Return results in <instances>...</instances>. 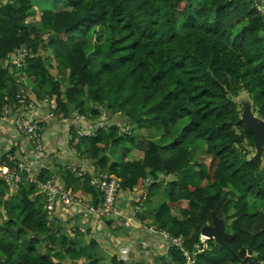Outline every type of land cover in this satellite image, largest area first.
Returning a JSON list of instances; mask_svg holds the SVG:
<instances>
[{
  "label": "trees",
  "instance_id": "1",
  "mask_svg": "<svg viewBox=\"0 0 264 264\" xmlns=\"http://www.w3.org/2000/svg\"><path fill=\"white\" fill-rule=\"evenodd\" d=\"M2 1L0 111L19 90L5 58L32 49L24 69L38 97L56 101L59 117L105 116L108 126L86 139L97 170L118 177L124 191L167 181L155 230L162 239L163 231L181 237L190 256L168 246L154 264H264V152L261 163L254 160V136L237 102L247 93L264 121V0H39L41 10L33 0ZM160 133L172 141L158 144ZM120 147L119 157L107 155ZM48 172L39 179L54 175ZM84 183L100 205L102 194L89 177ZM37 191L30 183L10 191L0 264H103L97 240L77 245L66 228L48 226ZM214 217L232 236L225 245L202 240ZM99 222L112 233L125 227L122 218Z\"/></svg>",
  "mask_w": 264,
  "mask_h": 264
},
{
  "label": "crops",
  "instance_id": "2",
  "mask_svg": "<svg viewBox=\"0 0 264 264\" xmlns=\"http://www.w3.org/2000/svg\"><path fill=\"white\" fill-rule=\"evenodd\" d=\"M23 70L18 71L16 74L20 78L19 84L17 83L19 90L24 88L28 91L31 99H35L40 103L37 107L33 108L31 115L36 118L45 117L49 112V108L44 103V99L38 97L34 83L28 78L25 69ZM19 90H17V93ZM9 97L10 94L5 92V98L9 99ZM9 105L6 103L4 106L11 109L17 108L15 101L12 105ZM3 110L0 111V114ZM76 129L77 124L75 123L73 127H68L60 121L48 120L44 124L42 133L46 152L43 156L38 157L27 138L22 136L13 124L0 120V166L4 165L7 168H14L16 163L25 162L32 167L31 177H37L42 171L47 170L50 175L54 174V177L57 178L62 187L70 189L78 198H82L87 203L96 206L94 204L95 200L92 198L93 196L90 193H86L84 179L78 178L71 169L74 167L78 168L86 171L90 176L102 173L103 171L96 169L95 162L88 152L87 145H84L83 141L87 137L81 142L72 143L71 138L73 137V131H76ZM120 151L121 149L118 148L115 155H111L109 150L107 155L113 156V159L120 156L118 153ZM68 172L71 173L69 174ZM151 181L154 180L148 181L145 187H143L144 189H135L133 191L121 190L119 192L118 208H120L124 216V224L127 222L130 213L133 210H137V221L129 222V225L125 224V227L120 231L112 233V231H108L105 227H98L103 224H100L99 221L96 222L79 207L58 209L54 220L49 222L48 226L50 228H57L56 231L66 228L69 236L76 241L77 245H89L93 239L97 240L101 246L97 258L101 259L103 264H112L111 260L115 255L120 260H126V264H154L158 256H166L170 244L162 234L164 240L162 237H159L160 232L156 231L154 226L155 208L167 202L159 203L161 196L159 187H167V181H154L153 184H151ZM26 183L27 185L29 184L27 181ZM154 184H156L155 189L158 194L154 198H148V190ZM148 185H150L149 188H147ZM95 190L98 191L97 188ZM165 194L168 200V192L166 190ZM11 197L10 191L5 192L0 186V228L3 226L2 223L6 221L5 215L8 217L5 203ZM154 200L157 201L154 202ZM101 228L103 231H100ZM103 232L105 235H103ZM202 240H207V237L203 234ZM127 245H130L131 248L120 250V248ZM78 263H81V261Z\"/></svg>",
  "mask_w": 264,
  "mask_h": 264
},
{
  "label": "built area",
  "instance_id": "3",
  "mask_svg": "<svg viewBox=\"0 0 264 264\" xmlns=\"http://www.w3.org/2000/svg\"><path fill=\"white\" fill-rule=\"evenodd\" d=\"M3 6L4 3L2 1L0 2V10ZM258 9L264 13L263 7L259 6ZM33 56L32 49L22 47L5 58L4 68L9 70L12 74H16V71L23 70L26 67L27 61ZM17 79V83L19 84L20 78L17 77ZM15 102L17 108H5L0 114V120L13 124L17 131L27 138L38 157L43 156L46 152L42 140V133L44 130V124L48 120L60 121L68 127H73L74 123L77 124V134L82 138L93 136L98 130L105 129L106 126H108V123L103 119L105 116L101 119L91 120L76 111L68 117H59L56 112V101L48 99L47 97L44 98V103L47 104V107L49 108L47 116L36 118L31 115V111L40 103L35 99H31L28 91L24 88H21L16 94ZM121 130L122 132H127L128 128L122 127ZM72 139L73 138H71V140ZM31 169L32 167L25 162L16 163L14 168H7L2 165L0 166V182L4 183L10 191H18L26 181L36 186L39 193L45 198L44 210L47 213L49 221L54 220L58 209L75 207L82 208L85 213L96 222L111 217L124 218L120 208H118V196L122 189L121 180L118 177L108 172H102L90 176L86 171L78 168L74 167L71 169L78 178L84 179L89 177L90 185L97 188L102 194L101 204L99 206H94L87 203L82 198L76 197L70 189L62 187L54 175L49 179L42 181L39 179V175L37 177H31ZM136 212L137 210H133L130 213L127 222H125L126 225H129V222L137 221ZM5 219H7L6 215ZM162 234L170 245L178 247L184 255L189 258L190 254L184 249V240L181 237L174 238L164 231ZM198 247L199 246L196 248ZM203 247L205 248L204 245ZM189 262L190 264H194V261Z\"/></svg>",
  "mask_w": 264,
  "mask_h": 264
},
{
  "label": "water",
  "instance_id": "4",
  "mask_svg": "<svg viewBox=\"0 0 264 264\" xmlns=\"http://www.w3.org/2000/svg\"><path fill=\"white\" fill-rule=\"evenodd\" d=\"M242 121L254 136L255 147L257 150L254 160L258 163H261L264 152V121L256 117L249 105L244 107ZM162 178H164V175H162ZM153 183L154 181H151V184ZM149 187L150 185H148L147 188ZM202 234L207 237L208 240L213 238L222 245H225L224 240H229L232 237L225 232V227L222 220H219L215 217L213 224L204 228ZM254 255L257 256L258 253H254ZM242 264H244V262H242Z\"/></svg>",
  "mask_w": 264,
  "mask_h": 264
},
{
  "label": "rangeland",
  "instance_id": "5",
  "mask_svg": "<svg viewBox=\"0 0 264 264\" xmlns=\"http://www.w3.org/2000/svg\"><path fill=\"white\" fill-rule=\"evenodd\" d=\"M33 2H34V4L35 3H39V4H41V5H39V4H37V9H42L43 8V3L41 2V1H39V0H33ZM60 9H61V7H60ZM34 19H30L29 21H33ZM48 55H51V53H48ZM66 87V86H65ZM237 102H239V104L241 105V108H242V111L244 112V107L246 106V105H249L250 106V108L252 109V112H254L253 111V104H252V102H251V100H250V98H249V95L247 94V93H241V95H240V97H238V99H237ZM243 114V113H242ZM257 118H259L258 116H256ZM183 124H184V122H182L181 124H180V126L179 127H182L183 126ZM141 134H143V135H145V136H147L148 135V131H146V130H143L142 132H140ZM171 136L172 135H170V136H166V137H161V133L159 134V137L157 136L156 137V142L158 143V144H160V145H167V143H169L170 141H172V140H170L171 139ZM175 137L176 136H174V138H173V140L175 139ZM73 139H72V143H74V142H81V141H83L84 140V138H82V137H80L78 134H77V131H73V137H72ZM84 145H88V140H85L84 141ZM77 146V145H76ZM122 147H120V149H121ZM77 149V148H76ZM202 149V148H201ZM201 149L198 151V152H200L201 151ZM256 152V150H253V149H250V153H251V156L253 155V154H256L255 153ZM202 153V152H201ZM201 153L199 154V156L197 157V160L199 161V159H200V156H201ZM254 156V155H253ZM64 174H66V173H64ZM66 176V175H65ZM171 180H173V177H171ZM170 180V181H171ZM155 188H156V186H155ZM159 189H160V191H161V196H160V198H159V203H162V202H164V201H167V196H166V194H165V190L168 192V189H167V187H159ZM74 194V193H73ZM75 196H76V194H74ZM77 197V196H76ZM155 201H157V200H154V202ZM170 246H172V245H170Z\"/></svg>",
  "mask_w": 264,
  "mask_h": 264
}]
</instances>
